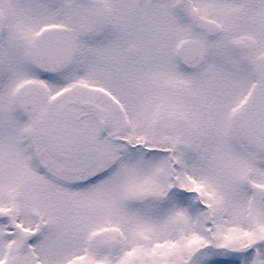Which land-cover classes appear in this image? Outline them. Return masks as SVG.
<instances>
[{
  "label": "snow or ice",
  "instance_id": "1",
  "mask_svg": "<svg viewBox=\"0 0 264 264\" xmlns=\"http://www.w3.org/2000/svg\"><path fill=\"white\" fill-rule=\"evenodd\" d=\"M0 264H264V0H0Z\"/></svg>",
  "mask_w": 264,
  "mask_h": 264
}]
</instances>
